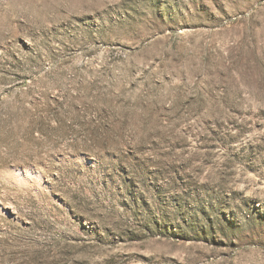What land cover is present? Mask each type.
Returning <instances> with one entry per match:
<instances>
[{
  "label": "rangeland",
  "instance_id": "obj_1",
  "mask_svg": "<svg viewBox=\"0 0 264 264\" xmlns=\"http://www.w3.org/2000/svg\"><path fill=\"white\" fill-rule=\"evenodd\" d=\"M0 264H264V0H0Z\"/></svg>",
  "mask_w": 264,
  "mask_h": 264
}]
</instances>
